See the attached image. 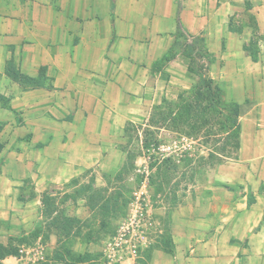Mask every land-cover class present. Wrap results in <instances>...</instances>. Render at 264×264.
Segmentation results:
<instances>
[{"label":"crops","instance_id":"crops-1","mask_svg":"<svg viewBox=\"0 0 264 264\" xmlns=\"http://www.w3.org/2000/svg\"><path fill=\"white\" fill-rule=\"evenodd\" d=\"M179 33L238 106L235 193L175 211V253L149 264H264V0H0V245L15 250L0 264H31L47 200L110 168L125 124L163 93L156 65Z\"/></svg>","mask_w":264,"mask_h":264},{"label":"rangeland","instance_id":"rangeland-1","mask_svg":"<svg viewBox=\"0 0 264 264\" xmlns=\"http://www.w3.org/2000/svg\"><path fill=\"white\" fill-rule=\"evenodd\" d=\"M207 53L198 39L184 35L176 39L156 65L160 85L165 86L163 93L145 115L125 124L120 152L113 156L110 168L83 173L82 182H72L69 192L58 194L57 202L47 200L49 220L44 236L48 237H43L46 246L40 264H76L77 256L86 257L82 264H107L106 245L134 210L142 214L144 240L137 257L123 264H149L154 256L172 257L174 212L204 208L201 199L222 197L224 190L235 193L228 183L232 171L227 165L234 163L235 156L207 158L209 148L224 143L229 149L232 141L224 140L225 135L219 133L220 117L213 121L211 130L212 139L218 140L216 145L207 140L202 128L195 131L183 125L157 131L146 126L154 105L163 98L175 101L179 93L201 85L205 71L217 83L221 72H213ZM232 75H228L229 82L235 77ZM224 90L231 94L229 89ZM72 200L76 203L72 204ZM55 211L68 215H54Z\"/></svg>","mask_w":264,"mask_h":264},{"label":"trees","instance_id":"trees-1","mask_svg":"<svg viewBox=\"0 0 264 264\" xmlns=\"http://www.w3.org/2000/svg\"><path fill=\"white\" fill-rule=\"evenodd\" d=\"M182 36L183 33H179L176 39ZM165 55L160 60L164 59ZM207 55L208 62L211 64L213 56L210 53H207ZM42 80V76L37 79L25 77L27 86L32 87L40 84ZM237 114V104L225 100L221 87L205 71L201 85H196L189 91L179 93L175 101L163 98L159 104L154 105L146 126L157 131L170 128L177 129L183 125L193 128L195 131L202 128L207 134V140L211 143L214 142L216 145L218 140L212 139L213 132L211 130L213 121L220 117L218 131L221 135H225L224 140L232 139V141L229 149L226 148L224 143H222V146L209 148L207 158H212L215 155L218 158H223L226 155L235 156L238 149L239 126L236 121ZM14 253V248L0 245V259ZM85 259V256H77L74 263L82 264L86 262Z\"/></svg>","mask_w":264,"mask_h":264},{"label":"built area","instance_id":"built-area-1","mask_svg":"<svg viewBox=\"0 0 264 264\" xmlns=\"http://www.w3.org/2000/svg\"><path fill=\"white\" fill-rule=\"evenodd\" d=\"M142 214L140 210H134L120 226L118 233L106 245L104 251L107 264H123L127 261H133L138 255V248L143 244L142 235ZM44 248L36 246L29 260L31 264H36L42 260Z\"/></svg>","mask_w":264,"mask_h":264}]
</instances>
